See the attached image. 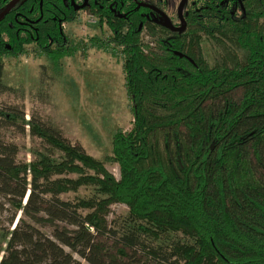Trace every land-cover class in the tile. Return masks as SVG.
Returning a JSON list of instances; mask_svg holds the SVG:
<instances>
[{
  "label": "trees",
  "instance_id": "obj_1",
  "mask_svg": "<svg viewBox=\"0 0 264 264\" xmlns=\"http://www.w3.org/2000/svg\"><path fill=\"white\" fill-rule=\"evenodd\" d=\"M19 4L0 22V93L12 88L6 57L29 44L59 58L77 48L65 27L80 11L66 0ZM133 8L83 9L111 30L94 43L124 55L133 122L108 157L120 177L58 126L0 106V128L30 125L50 148L23 161L0 132V212L7 204L14 224L0 264H264V0H188L178 31ZM200 34L226 57L212 64ZM115 203L128 207L120 221L109 219Z\"/></svg>",
  "mask_w": 264,
  "mask_h": 264
},
{
  "label": "rangeland",
  "instance_id": "obj_2",
  "mask_svg": "<svg viewBox=\"0 0 264 264\" xmlns=\"http://www.w3.org/2000/svg\"><path fill=\"white\" fill-rule=\"evenodd\" d=\"M167 15L178 22L180 0H166ZM66 32L76 43V50L63 58L48 56L34 46H29L19 56L4 59V82L11 90L0 93V106L17 107L25 113L26 121L35 117L36 121L52 123L58 126L69 140L81 144L86 151L103 160L107 168L120 177L119 166L110 162L112 154V135L118 129L132 127L131 103L126 92L124 55L119 48L94 43L92 37L111 36L107 25L99 26L95 18L86 11L78 12L77 17L66 24ZM202 36V49L212 64L226 57L219 43L205 34ZM143 41L155 46V40L147 30L142 33ZM25 131L19 127H2L0 132L8 142L18 145L19 159L31 161V149L49 150L39 137L30 133V125ZM89 194L88 189L79 193H64L65 199ZM4 201L0 197V203ZM5 205L0 212L1 233L10 224L11 212ZM128 213V207L122 203L111 206L110 220H122ZM18 212L17 219L21 216ZM50 234V228H42ZM1 260V256H0Z\"/></svg>",
  "mask_w": 264,
  "mask_h": 264
},
{
  "label": "flooded vegetation",
  "instance_id": "obj_3",
  "mask_svg": "<svg viewBox=\"0 0 264 264\" xmlns=\"http://www.w3.org/2000/svg\"><path fill=\"white\" fill-rule=\"evenodd\" d=\"M13 0H0V22L6 20L9 22L8 15L15 10V6L18 5L22 0H17V2L13 5V7L2 15L8 6L12 3ZM133 2L134 8L139 9L140 15L146 20L152 21L153 24L157 26H166L171 31H178L183 24L184 17V6L188 0H180L178 7V22H174L167 15L165 6L168 5L166 0H131ZM25 2L19 4L17 8H21ZM105 3L115 5V9L118 13H121L120 6L123 4V0H66V4L69 8H72L74 11H82L83 9H88L94 5H98L100 7H104ZM182 4V8L180 9V5ZM88 13V12H87ZM19 14L25 15V13L21 10H18L15 18H20ZM186 22V21H185ZM32 46L31 44H29Z\"/></svg>",
  "mask_w": 264,
  "mask_h": 264
},
{
  "label": "water",
  "instance_id": "obj_4",
  "mask_svg": "<svg viewBox=\"0 0 264 264\" xmlns=\"http://www.w3.org/2000/svg\"><path fill=\"white\" fill-rule=\"evenodd\" d=\"M17 2V0H13L12 3L8 6V8L6 9V11L2 14L4 15L6 12H8L12 7L13 5ZM182 8V4L180 5V9ZM185 24L186 22L183 20V24L181 26V28H184L185 27ZM2 258V257H1Z\"/></svg>",
  "mask_w": 264,
  "mask_h": 264
}]
</instances>
